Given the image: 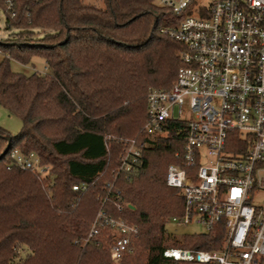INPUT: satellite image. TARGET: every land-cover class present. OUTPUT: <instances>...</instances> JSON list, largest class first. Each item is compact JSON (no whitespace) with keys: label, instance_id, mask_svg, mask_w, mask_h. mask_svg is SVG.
<instances>
[{"label":"trees","instance_id":"trees-1","mask_svg":"<svg viewBox=\"0 0 264 264\" xmlns=\"http://www.w3.org/2000/svg\"><path fill=\"white\" fill-rule=\"evenodd\" d=\"M157 2L12 0L8 10L0 0L6 29L15 31L0 40V107L22 125L16 135L0 127V264H113L103 242L83 245L107 184L124 209L108 201L106 211L140 228L135 253L121 264H177L162 257L169 247L217 249V233L182 241L167 234L182 214L178 190L165 184L178 149L171 136L142 137L133 172L119 171L125 141L147 121L148 93L169 90L180 67L181 46L162 32L174 18ZM34 58L44 74L10 68V59ZM13 150L35 154L45 177L13 166Z\"/></svg>","mask_w":264,"mask_h":264},{"label":"built area","instance_id":"built-area-1","mask_svg":"<svg viewBox=\"0 0 264 264\" xmlns=\"http://www.w3.org/2000/svg\"><path fill=\"white\" fill-rule=\"evenodd\" d=\"M157 4L174 18L162 32L181 46L180 67L169 90L148 93L147 121L125 141L119 171L133 172L142 137L171 136L178 149L165 184L182 198V214L171 220L217 233L219 244L213 251L169 247L162 257L177 264H264V0ZM5 5L10 10L12 0ZM9 156L39 178L48 172L35 154ZM107 189L83 245L103 242L113 264H121L135 253L140 228L106 211L108 201L124 209L119 190Z\"/></svg>","mask_w":264,"mask_h":264},{"label":"rangeland","instance_id":"rangeland-1","mask_svg":"<svg viewBox=\"0 0 264 264\" xmlns=\"http://www.w3.org/2000/svg\"><path fill=\"white\" fill-rule=\"evenodd\" d=\"M84 4L94 6L97 8H104V0H82ZM14 30L6 29V17L2 9H0V40H5L9 37ZM36 38H40V35ZM2 56L0 55V60ZM10 68L13 72L22 73L24 75H30L32 73H44L45 64L44 61L39 58H34L28 64H22L16 60L10 59ZM0 127L7 131L10 135H16L22 125L19 118L10 115L2 107H0ZM167 234L176 240L182 241L188 237L203 234L204 228L200 225L189 224L181 225L176 222H172L170 219L166 224ZM23 254V253H21Z\"/></svg>","mask_w":264,"mask_h":264},{"label":"water","instance_id":"water-1","mask_svg":"<svg viewBox=\"0 0 264 264\" xmlns=\"http://www.w3.org/2000/svg\"><path fill=\"white\" fill-rule=\"evenodd\" d=\"M7 141H8V143L10 142L9 139Z\"/></svg>","mask_w":264,"mask_h":264}]
</instances>
